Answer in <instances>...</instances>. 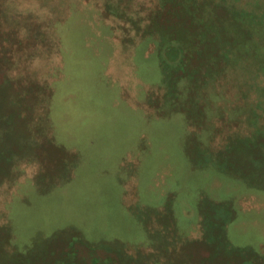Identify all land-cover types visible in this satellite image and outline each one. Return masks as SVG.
Masks as SVG:
<instances>
[{
    "label": "rangeland",
    "instance_id": "1",
    "mask_svg": "<svg viewBox=\"0 0 264 264\" xmlns=\"http://www.w3.org/2000/svg\"><path fill=\"white\" fill-rule=\"evenodd\" d=\"M155 1L0 0V264H264V3Z\"/></svg>",
    "mask_w": 264,
    "mask_h": 264
},
{
    "label": "trees",
    "instance_id": "2",
    "mask_svg": "<svg viewBox=\"0 0 264 264\" xmlns=\"http://www.w3.org/2000/svg\"><path fill=\"white\" fill-rule=\"evenodd\" d=\"M168 1L169 0H156L154 7L159 8V10H161V12L166 10L167 14H172L171 16H173V17L178 15L179 12H181V14H182V11L187 10L189 12V16L191 17L190 20L195 21L197 23V28H193L194 27L193 24H188V25L186 24L188 26V28L187 27H185V28L187 31L190 30L191 32H195L194 34H199V37L201 38L200 41L203 45H204L203 42L206 41L207 30H210V29L214 30L215 26H217L215 21H216V19L219 18V16H221L220 15L221 11L226 13L230 8H232L233 4L236 5V0H174V3L172 5L168 4ZM248 1H249L248 2L249 6H251L254 2L256 3L255 0H248ZM134 3H135V0H130V2L127 4L128 5L127 8L130 9L131 11H133L135 8L132 4H134ZM262 3H264V0H262ZM167 4H168V7H170V6L171 7L167 8ZM257 4H261V3H257ZM243 11H244V13H242L240 17L245 19L242 21L248 22L250 19L247 15L248 11H246V10H243ZM233 14H235V12H233ZM209 15H211V17L207 19V17H209ZM147 17L149 18V24H152V23L156 24L157 23L156 19H155V21L153 20V18H154L153 12L148 14ZM194 17H195V19H194ZM152 21H154V22H152ZM248 23H250V22H248ZM157 24H159V22ZM172 24H176V23H174L171 20L170 22H168L167 27L168 26L169 27H175ZM259 25L260 24H256V26H259ZM203 45H202V47L205 46V45L204 46ZM189 56H190V53L188 54V57ZM183 262L184 261H181L182 264H183ZM178 264H180V261L178 262Z\"/></svg>",
    "mask_w": 264,
    "mask_h": 264
}]
</instances>
